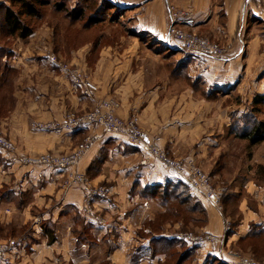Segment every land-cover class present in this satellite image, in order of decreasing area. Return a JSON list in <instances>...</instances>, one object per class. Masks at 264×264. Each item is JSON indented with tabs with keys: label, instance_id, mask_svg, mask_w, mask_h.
Returning <instances> with one entry per match:
<instances>
[{
	"label": "crops",
	"instance_id": "1",
	"mask_svg": "<svg viewBox=\"0 0 264 264\" xmlns=\"http://www.w3.org/2000/svg\"><path fill=\"white\" fill-rule=\"evenodd\" d=\"M108 1L114 7L107 13L122 14L127 22L117 17L93 23L72 20L50 6L31 35L6 37L11 53L3 60L14 70L15 100L11 112L0 117V131L15 151L0 149V240L14 245L0 264H164L174 251H181L175 264H234L233 257L220 255L216 242L189 243L170 221L155 227L158 212L165 211L156 193L180 180L124 134L93 126H32L36 121L62 125L69 111L93 110L110 98L120 101L116 111L121 116H138L146 137L162 136L170 153L194 158L220 185L223 211L190 192L207 211L200 229L222 235L227 219L229 244L264 257V172L260 176L258 169L264 166V151L258 160L257 152L249 158L247 150L238 149L239 142L246 145L249 139L240 137L229 109L243 106L226 102L232 94L242 97V104L264 94V27L256 22L261 18H254L261 2ZM168 4L192 11L194 29L226 45L227 54L172 49ZM52 55L87 69L99 89L85 93ZM95 134L100 137L77 166L23 162L28 155L71 152ZM224 156L244 165L226 177L218 162ZM143 158L149 162L143 164ZM76 169L97 191L91 209L84 186L62 188L67 173ZM44 227L54 232L55 241H49ZM156 238L182 242L165 240L157 250Z\"/></svg>",
	"mask_w": 264,
	"mask_h": 264
},
{
	"label": "built area",
	"instance_id": "2",
	"mask_svg": "<svg viewBox=\"0 0 264 264\" xmlns=\"http://www.w3.org/2000/svg\"><path fill=\"white\" fill-rule=\"evenodd\" d=\"M252 0H246L250 2ZM264 1V0H263ZM264 17V16H263ZM264 21V18H262ZM168 34L170 47L181 49L197 55H210L223 57L228 52V47L220 41L209 36L200 35L195 29V19L192 11L180 9L172 4H168ZM51 60L64 72L68 73L74 84L84 90L85 93L93 94L99 89L98 84L93 80L87 69L72 65L61 60L58 56L52 55ZM120 103L116 99L103 100L99 107L82 113L69 111L62 125L44 123L36 121L32 123L34 128L53 129L63 127L69 130H76L91 126H102L105 133L124 134L129 143L139 147L145 154H150L161 161L166 170L172 172L179 180L183 181L191 191L199 197L210 202L219 211H222L219 190L214 186L210 176L197 165L194 160L185 163L177 158L169 156L160 145V137L149 139L144 131L139 127L138 117H121L116 113ZM100 137L99 134L88 135L73 151L65 154L45 152L40 155H30L23 158V162L28 164H43L55 166L60 169L77 166L81 158L88 152L94 141ZM0 149L6 152H14V143L9 137L0 132ZM148 158H143L142 163L147 164ZM70 186H84L87 193V202L91 209L92 198L97 194L96 190L88 187L85 174L78 169L70 174ZM231 228L230 224L225 225V230ZM180 238L193 244L205 242H216L219 246L221 256L229 255L234 258V264H264V259L258 260L254 256L242 253L226 244L225 235H217L211 232L194 233L192 231L181 232ZM14 245L12 241L0 240V258Z\"/></svg>",
	"mask_w": 264,
	"mask_h": 264
},
{
	"label": "rangeland",
	"instance_id": "3",
	"mask_svg": "<svg viewBox=\"0 0 264 264\" xmlns=\"http://www.w3.org/2000/svg\"><path fill=\"white\" fill-rule=\"evenodd\" d=\"M51 1H55V0H51ZM63 1L68 6H70L71 4L76 3V2L78 3V1L80 2L79 3L80 5L81 4H84L83 0H81V1L80 0H63ZM258 1L261 2V4H259V7H260L261 12L258 13V17L255 16L254 18H256V19L257 18H261V19H257L256 22L262 28V27H264L263 24H262V22H261V20H263L262 18H264L263 17L264 16V1L263 0H258ZM6 3L9 4V5H11L10 0H9V2H6ZM112 12L113 11H110L109 14H112ZM114 17L115 18L116 17L119 18L120 21H122V22H127L128 21L127 17H123L122 14H118L116 12L114 13ZM31 20L33 21L32 22L33 24H36L37 21H40V20H37V19H31ZM199 34L202 35L201 33H199ZM6 42H8V41L5 38H3V37L0 36V43L5 44ZM61 60L65 61V62H68V63H70L72 65L79 66V65H76V64H73V63L69 62L68 60H65V59H61ZM79 67H81V66H79ZM222 96H219V97H222ZM209 98H211V97L209 96ZM110 99H116V100H118L117 98H110ZM226 102L235 103V104L236 103H238V104L241 103L240 105L243 106L241 108H239V106L238 107L233 106V107H231L229 109L230 115L233 116L235 119H237L236 128H237V132L238 133L239 132H243L244 130L248 131L249 128H251L256 122L264 121V101L256 102L255 101V97H254V99L251 101V103L242 104L243 103V98L242 97L240 98L239 96H236L235 94H232L230 97H228V100H226ZM119 103H120V101H119ZM119 107H120V105H119ZM76 112L82 113V112H85V111H82V112L81 111H76ZM116 113H117V111H116ZM134 116H137V115H134ZM121 117H123V116H121ZM123 118H128V117H123ZM138 124H139V127L143 130V128H142V126L140 124L139 118H138ZM93 127H101L102 130L104 131V128L102 126H93ZM38 129L40 130V128H38ZM1 133L3 135H5L3 132H1ZM156 137H160V145L164 148V150L166 151V153L169 156L174 157V158H177V159H179V160H181V161H183L185 163L189 162L191 159L196 162V160L194 158H192V157L176 156V155L170 153L166 149V147L164 146V144H163V138H162V136L156 135L152 139H155ZM245 144L246 145H244L243 142H239V144H237L238 149L240 148V149H243V150H247L248 151V154H249V158L255 152H257L256 159L262 160V157L260 156L261 151H264V145L261 146L262 142L257 143V144H252V142L249 140V143L248 144L245 143ZM243 153H244V151H243ZM40 154H42V153H40ZM40 154H36V155H40ZM56 154H58V153H56ZM62 154H65V153H62ZM246 155H247V153H246ZM28 156H30V155H28ZM218 162H219V164L222 163L220 166L223 167L226 170V172H225L226 177L231 176V174H229L230 173L229 171H232V169H234V168L235 169L236 168H240V167H242L244 165V163L237 162V158H235L233 156H231V157L224 156ZM196 163H197L198 166H200L201 168H203V170L210 176V178H211L214 186L219 190L221 187H220L219 184L216 183V181L212 177V174L210 173V171L207 170V169H205L204 167H202L200 164H198V162H196ZM40 165H43V164H40ZM47 166H49V165H47ZM51 167H55V166H51ZM55 168H58V167H55ZM261 168H264V166L263 165H259V167H258L260 176L264 172V171H262ZM66 169H68V168H66ZM71 172L72 171H69L67 173L66 180L64 181V184L62 186V188H63L64 191H66L67 189H70V188L74 187V186H70L69 188H67L68 187L67 184L70 182V179H71V177H70ZM85 177H86V175H85ZM221 190H222V188L219 190V194H220V191ZM190 192L193 193L191 191V189H190ZM191 193L189 194L188 190L185 189V186L181 185L180 183L174 184V188L173 189L171 188L170 190L169 189L168 190H163V191H160V192L156 193V195H157V204L164 203L165 201L168 200V203L169 204H171V205L173 204L174 205V208H177L180 211L178 213L177 212L175 213V210H174V212H172V211H169L168 212V210H169L168 209L167 211L165 210V211L158 212V215H157V218H156V223H155L157 225V227H160V228L162 227L163 228L164 227V223L166 221H170L171 222V227H173V228L174 227H176V228L179 227L180 232H188V231H192L194 233L205 232V231H202V229H200L205 224V215H204V213L202 211V209H204L205 207L202 205V203L200 201H198V199L195 196H192ZM196 196L199 197L197 194H196ZM174 197H177L179 200H176ZM199 198H201V197H199ZM197 201H198V204H197ZM222 211H223V205H222ZM227 224H230V226H231V222L226 219L225 225H227ZM230 230H231V228L229 230H227V231L225 230L224 233L222 234V235H225L226 244L228 243V245H230L235 250H238V251H240L242 253H246V254H250V255L254 256V254H252L250 252L244 251V250H242L240 248H236L233 245L229 244V242H228V235L227 234H228V232ZM219 236H221V235H219ZM180 252L181 251H179V252L174 251V253H176V255L173 256V257H171V258H168L167 261L164 264H175L177 262V259L180 257V254H181ZM186 264H189V263L187 262Z\"/></svg>",
	"mask_w": 264,
	"mask_h": 264
},
{
	"label": "trees",
	"instance_id": "4",
	"mask_svg": "<svg viewBox=\"0 0 264 264\" xmlns=\"http://www.w3.org/2000/svg\"><path fill=\"white\" fill-rule=\"evenodd\" d=\"M10 2L11 5L6 2L0 3V36L5 39L7 36L26 38L31 35L35 28V24L32 23L33 21L31 19L40 20L47 8L50 6L55 10L63 11L65 15L72 20H85L87 23L100 21L106 17H114V15L109 14L111 10L107 13L108 9H112L114 7V4L108 0H83L84 4H78L75 8H71V5L68 6L63 0H10ZM8 44L9 42H6L0 46V117L8 115L11 112L15 100L12 93V75L14 70L3 60L6 55L11 53V48ZM255 101H264V94H257L255 96ZM239 135L242 138L249 139L252 144L264 141V121L256 122L251 128H249L248 131L244 130ZM180 184L185 186V189H187L190 194V188L187 184L181 180ZM174 198L179 200L177 197ZM163 205H165L166 211L169 209L168 212H174V210L175 213L180 212L177 208H174L173 204H169L168 200L165 201ZM202 211L205 215L206 223L207 211L205 208L202 209ZM155 227L160 229V227H157L156 224ZM44 231L48 234L50 242L56 240L54 232L50 231L46 227H44ZM165 240L175 243L182 242L179 238H156L154 241L158 242L156 243L157 245H155L157 250H160L161 248L159 242H164ZM169 254L171 257L176 255L174 252ZM254 256L258 260L264 259V257L257 253L254 254ZM180 260L181 258L179 257L177 262Z\"/></svg>",
	"mask_w": 264,
	"mask_h": 264
}]
</instances>
